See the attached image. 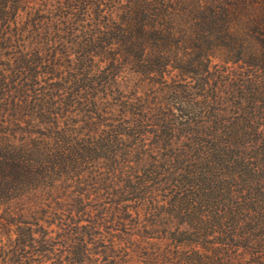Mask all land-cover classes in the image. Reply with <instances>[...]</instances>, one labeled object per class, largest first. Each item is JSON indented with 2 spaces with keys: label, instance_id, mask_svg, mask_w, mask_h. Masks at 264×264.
Here are the masks:
<instances>
[{
  "label": "trees",
  "instance_id": "obj_1",
  "mask_svg": "<svg viewBox=\"0 0 264 264\" xmlns=\"http://www.w3.org/2000/svg\"><path fill=\"white\" fill-rule=\"evenodd\" d=\"M0 264H264V0H0Z\"/></svg>",
  "mask_w": 264,
  "mask_h": 264
}]
</instances>
